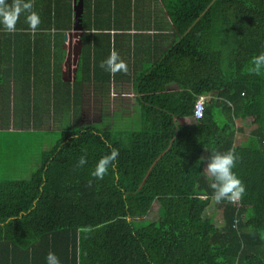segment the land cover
I'll list each match as a JSON object with an SVG mask.
<instances>
[{"label": "trees", "instance_id": "16d2710c", "mask_svg": "<svg viewBox=\"0 0 264 264\" xmlns=\"http://www.w3.org/2000/svg\"><path fill=\"white\" fill-rule=\"evenodd\" d=\"M157 1L174 39L141 73L147 94L139 97L140 121L121 131L61 128L28 177L0 179V264H46L50 250L61 264H264V69L250 71L251 58L264 52V0ZM87 6L83 0L85 31ZM33 7L41 18L35 31L54 29L52 42L61 48L56 38L72 28V0H33ZM30 29L23 14L15 31L0 27V88L12 72L19 87L10 100L0 89L5 126L19 99L34 97L32 121L49 125L51 109L58 122V112L80 98L82 80H63L57 67L51 78L29 79L30 59L37 61ZM81 39L83 69L87 34ZM53 56L61 62L63 49ZM169 81L177 89L166 91ZM41 88L53 103L38 105L46 99H39ZM209 91L214 96L201 118L176 120L192 115L196 98ZM235 118L249 123L237 128ZM247 127L235 144L237 129ZM113 147L115 169L92 176L96 160ZM229 148L239 154L234 171L246 191L240 205L220 201L223 222L216 225L214 213L205 214L213 189L204 163L212 150ZM82 154L87 162L78 165ZM153 204L156 217L148 215Z\"/></svg>", "mask_w": 264, "mask_h": 264}, {"label": "crops", "instance_id": "0c3cea01", "mask_svg": "<svg viewBox=\"0 0 264 264\" xmlns=\"http://www.w3.org/2000/svg\"><path fill=\"white\" fill-rule=\"evenodd\" d=\"M123 2L124 0H88L85 12L91 28L86 29V31L83 28L77 31L73 28L62 31V34H58L56 38L62 43L61 48L56 47L52 42L55 33H57L54 29L49 31L45 29L38 31L30 29V50L35 53L37 61L33 60V58L30 59L31 71L29 79L45 80L48 73H50L49 77L51 78L54 68L57 67L63 80L70 82L82 80V85L83 82L86 85L88 84L92 89L90 91L95 97H105L108 107H114L117 104L122 105L123 109L117 112L122 113L124 108L131 110L134 107L138 117L136 121H140L142 103L139 97L147 94V92L143 93V89L138 82L142 76L141 73L171 44L174 35L171 23L161 10L157 0H125ZM94 22L98 24L107 23L110 26L108 27L105 24L102 26L104 29H99L101 27H96ZM35 32L38 33L35 34ZM85 34L88 36V46L84 57V68L82 69L80 66L81 37ZM48 40L50 41L49 44ZM61 49L64 51V56L60 62L53 56V52L59 55ZM113 50L126 62V72L111 74L105 67H101V61ZM0 64V70H3L5 63L0 62ZM8 77L7 79L11 82L10 86L12 87V82L15 78L14 73H10ZM16 87L17 85L14 83L13 92L15 93ZM177 87L178 85L174 81L166 82L164 85L166 91L177 89ZM3 88L6 89V86L3 85ZM81 88L80 95L82 96V93L85 92L84 85ZM6 91L9 92L7 89ZM38 92L40 95L39 99L46 98L43 99L45 102L40 103L37 101L38 105H46L48 102L53 103L51 99L47 100L48 95H45L46 92H42L40 89ZM214 92L209 91L202 95H205L206 101H208L209 97L214 96ZM16 94L19 95V92ZM132 100H134V103H131ZM237 119L235 118L236 122ZM176 120L181 124H186L194 123L197 119L193 115H185L177 116ZM205 155L204 151L202 157H205ZM203 170L205 173V166Z\"/></svg>", "mask_w": 264, "mask_h": 264}, {"label": "rangeland", "instance_id": "374dc122", "mask_svg": "<svg viewBox=\"0 0 264 264\" xmlns=\"http://www.w3.org/2000/svg\"><path fill=\"white\" fill-rule=\"evenodd\" d=\"M14 83L15 82L13 81L12 87L10 86L11 82H6L7 85H5L6 89L9 91V100L11 99V94L14 93ZM83 85L85 92L82 93V96L80 95L78 103H71L69 107L66 108V111L58 112L57 117H63L61 120L58 119V122L52 119V117H54L52 109L50 110L51 112L48 113V116H50L48 119L50 121L49 125L41 124L42 122L32 121V103L34 97L30 102L19 99L17 107L20 112L16 109L6 113V116L3 115L10 119L5 122L7 126L0 124V179L28 177L31 170L39 164L40 150L42 148H48L53 143L61 128H72L90 124L100 129L115 128V130L121 131L130 129L135 124L137 125L138 121L136 122V120L138 117L134 111V107L131 110L124 108L122 113L117 112L123 109L122 105L117 104L114 107H108L104 96L95 97L91 92L92 89L90 86L88 84L86 85L85 82H83ZM15 89L16 93H18L19 87L17 86ZM81 90L82 88L80 87V91ZM41 91L43 92L44 89L41 88ZM37 94L39 93L37 92ZM131 103H134V100H132ZM3 107L4 109L7 108L4 102L0 101V111ZM13 119H15V122H13ZM246 123H249L248 119H237L236 122L238 126ZM54 124L56 127H54ZM12 130L13 132H11ZM248 131V127L243 129V132L241 133L238 131L234 142L238 143L243 134L248 133ZM121 140L126 144L130 142V137L129 139L122 138ZM202 158L204 159V156ZM206 163L207 161H205L204 166H206ZM205 214H213V222L216 225H221L223 222L221 220V202H216L211 198L209 205L205 209ZM148 215L153 217L157 216L155 204H153Z\"/></svg>", "mask_w": 264, "mask_h": 264}, {"label": "clouds", "instance_id": "9594fccd", "mask_svg": "<svg viewBox=\"0 0 264 264\" xmlns=\"http://www.w3.org/2000/svg\"><path fill=\"white\" fill-rule=\"evenodd\" d=\"M22 14L29 28L35 30L40 24L41 18L33 7V0H0V27L6 31L16 30L17 21ZM251 65L250 71L253 72L258 73L264 69V52L253 56ZM101 67H105L111 74L127 71L126 62L119 57L115 50L101 61ZM118 155L119 149L111 148L96 160L90 174L96 178H103L110 169H115ZM239 159V154L235 152L234 148L224 151L212 150L208 154L205 166L206 175L209 177V187L213 189L212 199L216 202L221 200L232 201V203L238 201V205H240V198L245 194L246 187L241 177L234 171ZM86 162V156L80 155L77 164L84 165ZM45 261L46 264H61L56 253L51 250L46 254Z\"/></svg>", "mask_w": 264, "mask_h": 264}, {"label": "water", "instance_id": "95a60500", "mask_svg": "<svg viewBox=\"0 0 264 264\" xmlns=\"http://www.w3.org/2000/svg\"><path fill=\"white\" fill-rule=\"evenodd\" d=\"M73 23L72 28L74 30H81V14L83 11V0H73Z\"/></svg>", "mask_w": 264, "mask_h": 264}, {"label": "built area", "instance_id": "2783aa9c", "mask_svg": "<svg viewBox=\"0 0 264 264\" xmlns=\"http://www.w3.org/2000/svg\"><path fill=\"white\" fill-rule=\"evenodd\" d=\"M206 96L205 95H199L194 103V108H193V116L197 119L201 118L203 115V110H204V104L206 102ZM234 204L238 205V201H234Z\"/></svg>", "mask_w": 264, "mask_h": 264}]
</instances>
